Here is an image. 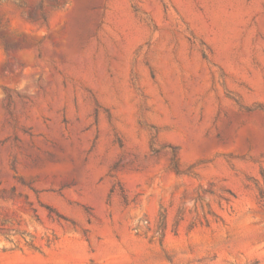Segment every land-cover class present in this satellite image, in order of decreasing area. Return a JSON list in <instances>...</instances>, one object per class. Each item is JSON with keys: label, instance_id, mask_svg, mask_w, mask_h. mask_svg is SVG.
<instances>
[{"label": "rangeland", "instance_id": "374dc122", "mask_svg": "<svg viewBox=\"0 0 264 264\" xmlns=\"http://www.w3.org/2000/svg\"><path fill=\"white\" fill-rule=\"evenodd\" d=\"M0 264H264V0H0Z\"/></svg>", "mask_w": 264, "mask_h": 264}]
</instances>
